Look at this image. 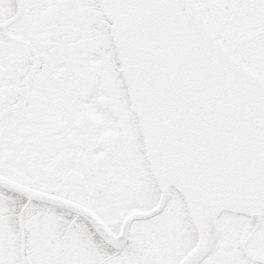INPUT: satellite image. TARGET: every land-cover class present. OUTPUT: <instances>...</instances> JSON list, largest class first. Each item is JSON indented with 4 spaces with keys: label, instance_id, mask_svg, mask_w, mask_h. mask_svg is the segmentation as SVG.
Returning a JSON list of instances; mask_svg holds the SVG:
<instances>
[{
    "label": "snow or ice",
    "instance_id": "1",
    "mask_svg": "<svg viewBox=\"0 0 264 264\" xmlns=\"http://www.w3.org/2000/svg\"><path fill=\"white\" fill-rule=\"evenodd\" d=\"M0 264H264V0H0Z\"/></svg>",
    "mask_w": 264,
    "mask_h": 264
}]
</instances>
